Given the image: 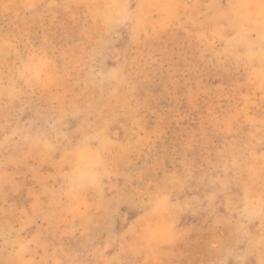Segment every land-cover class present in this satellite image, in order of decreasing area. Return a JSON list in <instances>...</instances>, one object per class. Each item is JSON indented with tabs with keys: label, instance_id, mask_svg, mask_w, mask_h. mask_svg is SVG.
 Masks as SVG:
<instances>
[{
	"label": "clouds",
	"instance_id": "clouds-1",
	"mask_svg": "<svg viewBox=\"0 0 264 264\" xmlns=\"http://www.w3.org/2000/svg\"><path fill=\"white\" fill-rule=\"evenodd\" d=\"M0 264H264V0H0Z\"/></svg>",
	"mask_w": 264,
	"mask_h": 264
},
{
	"label": "rangeland",
	"instance_id": "rangeland-1",
	"mask_svg": "<svg viewBox=\"0 0 264 264\" xmlns=\"http://www.w3.org/2000/svg\"><path fill=\"white\" fill-rule=\"evenodd\" d=\"M3 26H4V31L6 33H16L18 31H27L30 33L29 38L33 41L34 44L39 45L41 42V36H42V32L41 29L38 25L32 23L30 20H25L23 18L17 19L15 14H13V16L8 19L3 21ZM55 39H57V42H59L58 40V36L55 37ZM152 93L155 96H160L161 93V86L159 83L154 84L152 86ZM160 106L167 108L169 106V102L167 101L166 98L161 97L160 98ZM151 119L149 120V126H151ZM184 126L185 127H194V123L193 121L189 120V121H185L184 122ZM170 136L175 134L177 129L173 126L170 128Z\"/></svg>",
	"mask_w": 264,
	"mask_h": 264
}]
</instances>
